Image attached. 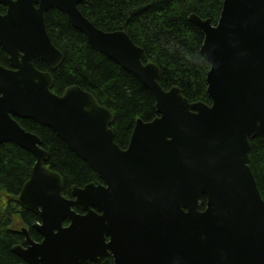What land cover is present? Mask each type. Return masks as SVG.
I'll use <instances>...</instances> for the list:
<instances>
[{
	"label": "water",
	"instance_id": "95a60500",
	"mask_svg": "<svg viewBox=\"0 0 264 264\" xmlns=\"http://www.w3.org/2000/svg\"><path fill=\"white\" fill-rule=\"evenodd\" d=\"M83 1L0 0V48L10 55V67L0 65V144L36 157L19 202L40 217L43 238L23 229L25 245L13 252L27 264H107L109 256L114 264H264V199L250 167L251 140L264 144V0H224L216 24L190 16L204 35L210 104L190 102L178 86L164 90L145 50L123 30L97 27ZM50 9L154 95L159 116L138 119L126 148L116 143L115 115L93 94L76 85L53 92L51 72L65 55L47 30ZM37 58L50 71H39ZM17 118L53 129L105 184L66 198L42 139Z\"/></svg>",
	"mask_w": 264,
	"mask_h": 264
},
{
	"label": "trees",
	"instance_id": "16d2710c",
	"mask_svg": "<svg viewBox=\"0 0 264 264\" xmlns=\"http://www.w3.org/2000/svg\"><path fill=\"white\" fill-rule=\"evenodd\" d=\"M223 3L224 0H84L79 7L100 29L123 30L142 47L146 60L161 68L160 84L164 90L178 86L190 102L210 104L207 95L210 64L201 53L204 35L190 21V16L196 14L216 24ZM4 11L0 7V13ZM46 25L53 44L65 55L61 67L52 71L53 92L62 95L68 87L76 85L93 94L115 115L111 127L116 143L126 148L138 119L150 122L159 116L154 95L135 75L92 49L86 36L60 11L50 9ZM35 64L41 71H50L41 59ZM0 65L10 67L9 54L2 48ZM17 121L42 139L43 148L49 153L46 165L63 178L65 197L74 198V186L84 187L98 181L96 172L53 129L31 119L17 118ZM35 163L36 157L27 150L13 143L0 144V264H27L13 252L16 245H25L23 229L35 241L43 239L34 229L40 217L19 202ZM250 167L264 199V144L260 138L251 140ZM73 208L83 213L79 205ZM108 264H112L111 259Z\"/></svg>",
	"mask_w": 264,
	"mask_h": 264
},
{
	"label": "flooded vegetation",
	"instance_id": "af4514ba",
	"mask_svg": "<svg viewBox=\"0 0 264 264\" xmlns=\"http://www.w3.org/2000/svg\"><path fill=\"white\" fill-rule=\"evenodd\" d=\"M0 7H4V8H5V11H4L3 13H1V14H5V12L7 11V8H6L5 6H3V5H0ZM37 59H38V58H37ZM96 174H97V173H96ZM97 175H98V174H97ZM98 177H99V176H98ZM96 184H97V185H99V184L104 185L105 183H104L103 180H101L100 178H98V181L96 182ZM206 204H207V198H206L205 196H203V197L201 198V200H200V209H201V211H204V210H205V208H206ZM109 259H111V260H112V264H114V258H113V256H109L107 263L109 262Z\"/></svg>",
	"mask_w": 264,
	"mask_h": 264
}]
</instances>
